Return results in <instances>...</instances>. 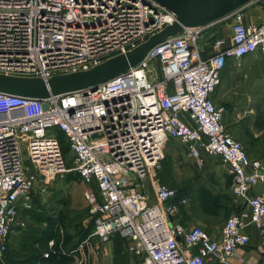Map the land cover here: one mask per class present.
<instances>
[{"label": "built area", "instance_id": "1", "mask_svg": "<svg viewBox=\"0 0 264 264\" xmlns=\"http://www.w3.org/2000/svg\"><path fill=\"white\" fill-rule=\"evenodd\" d=\"M224 19L230 46L209 58L198 47L204 27L184 28L94 90L42 100L0 93V260L9 237L25 226L21 214L33 210L37 177L48 183L67 172L61 134L72 170L88 187L92 231L78 249L91 241L102 247L118 234L140 264L244 262L237 251L249 245L247 229L264 231V164L229 136L226 108L211 97L226 59L258 51L264 65V19L247 25L243 8ZM175 21L152 0H0V74L47 80L86 71ZM169 140H178L200 170L208 156L228 168L239 207L216 236L177 219L189 199L160 182Z\"/></svg>", "mask_w": 264, "mask_h": 264}, {"label": "rangeland", "instance_id": "2", "mask_svg": "<svg viewBox=\"0 0 264 264\" xmlns=\"http://www.w3.org/2000/svg\"><path fill=\"white\" fill-rule=\"evenodd\" d=\"M224 26L226 27L224 23H218L206 30L207 33H201L198 47L203 50L201 53L204 57L207 54L212 55V49L209 48L212 41L210 33ZM59 139L67 172L48 183L37 177L30 191L33 210L30 213H23L21 220L27 231L31 230L35 234L44 231L46 239L54 238L56 243L65 246L71 244L74 239L80 244L81 239H84L92 226V219L89 207L83 198V192L88 187L72 170L73 155L66 139L61 134ZM256 140L261 142V145L259 143L256 145L257 152L264 155V135ZM240 145L244 148L241 143ZM162 151L164 157L159 172L160 182L176 190L179 197L189 199L186 206L181 207L178 221L186 227L200 226L209 233L218 232L225 220L239 207L238 199L232 190V180L227 166L214 157L216 159H212L211 169H198L187 157L183 145L178 140L164 142ZM256 230L262 235L261 248L264 250V231ZM13 236L10 238L11 249L15 243ZM25 238L30 241L28 235H25ZM115 238L113 239L115 248H110L111 252L105 258V264H129L131 259L134 264H140V257L127 252L125 248L127 241L117 236Z\"/></svg>", "mask_w": 264, "mask_h": 264}, {"label": "crops", "instance_id": "3", "mask_svg": "<svg viewBox=\"0 0 264 264\" xmlns=\"http://www.w3.org/2000/svg\"><path fill=\"white\" fill-rule=\"evenodd\" d=\"M243 14L247 25L258 24L264 19V2L256 1L245 6ZM218 23H224L226 27L214 29L210 33L212 41L209 48L212 49V55L207 54L204 57L201 53L204 58L212 57L217 49L223 50L230 46L231 31L228 19H222L204 27L202 33H207L206 30ZM217 43H219L218 47H216ZM208 53H210L209 50ZM263 68L262 56L258 51L239 61L226 59L219 69L220 84L211 98L215 105L226 108L223 124L229 136L240 142L251 157L259 158L264 164V155L259 154L256 150V145L258 143L261 145V142H258L260 139H256L264 135V80L261 78ZM212 159L216 158L205 157L204 170L212 168ZM220 230L221 228L218 232L210 234L216 236ZM247 233L249 235L248 247L237 251V256L244 259V262L240 264H264V250L261 248L262 235L254 227H249ZM45 234L44 231H38L36 234L31 230L27 231L24 226L19 234L13 236L15 243L12 249L9 247L11 241L9 242L8 255L4 257V262H2L3 259L1 260V264H77V259L82 255L86 256L83 264H105V258L111 252L110 248H115L113 243L115 237L121 239L119 235L114 234L109 242L102 247L97 242L91 241V244L81 251L78 249L79 243L75 239L71 244L62 246L56 243L54 238L46 239ZM25 235L30 237L29 242ZM50 241L53 243L52 251L48 246ZM26 243L29 245L27 246ZM99 248L100 255L97 252ZM60 249L71 254H60ZM45 253H49V257H44ZM236 259L234 258L232 261L237 263ZM129 264H134L132 259Z\"/></svg>", "mask_w": 264, "mask_h": 264}, {"label": "water", "instance_id": "4", "mask_svg": "<svg viewBox=\"0 0 264 264\" xmlns=\"http://www.w3.org/2000/svg\"><path fill=\"white\" fill-rule=\"evenodd\" d=\"M172 12L176 21L150 36L133 50L120 54L86 71L41 78L13 77L0 74V93L29 99H46L76 91L94 90L128 71L140 62L148 51L166 38L184 28L206 27L220 21L232 12L258 0H152Z\"/></svg>", "mask_w": 264, "mask_h": 264}, {"label": "trees", "instance_id": "5", "mask_svg": "<svg viewBox=\"0 0 264 264\" xmlns=\"http://www.w3.org/2000/svg\"><path fill=\"white\" fill-rule=\"evenodd\" d=\"M179 197V196H178ZM30 213V212H29ZM23 214H21V216H22ZM91 231H92V226H90V229H89V231H88V233H87V235L86 236H84V239H85V237H87L90 233H91ZM21 232V231H20ZM10 238H12V236L11 237H9V239H8V241H7V251L4 253V255H3V261L2 262H4V257H7V255H8V246H9V242H10ZM81 240H83V239H81ZM77 242H79V241H77ZM1 262V260H0V264L2 263Z\"/></svg>", "mask_w": 264, "mask_h": 264}, {"label": "bare ground", "instance_id": "6", "mask_svg": "<svg viewBox=\"0 0 264 264\" xmlns=\"http://www.w3.org/2000/svg\"><path fill=\"white\" fill-rule=\"evenodd\" d=\"M256 2V1H255ZM251 4V3H250ZM249 5V4H248ZM247 6V5H246ZM245 7V6H244ZM244 7H242V8H244Z\"/></svg>", "mask_w": 264, "mask_h": 264}]
</instances>
